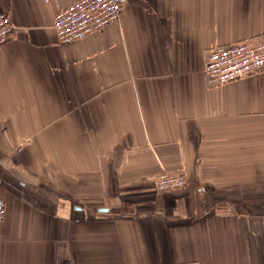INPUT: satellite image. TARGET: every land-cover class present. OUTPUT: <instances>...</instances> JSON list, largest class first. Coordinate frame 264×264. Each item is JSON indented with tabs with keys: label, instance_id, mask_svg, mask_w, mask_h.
<instances>
[{
	"label": "crops",
	"instance_id": "0c3cea01",
	"mask_svg": "<svg viewBox=\"0 0 264 264\" xmlns=\"http://www.w3.org/2000/svg\"><path fill=\"white\" fill-rule=\"evenodd\" d=\"M72 1L0 0V264H264V69L203 70L264 40V0H123L59 43Z\"/></svg>",
	"mask_w": 264,
	"mask_h": 264
},
{
	"label": "built area",
	"instance_id": "2783aa9c",
	"mask_svg": "<svg viewBox=\"0 0 264 264\" xmlns=\"http://www.w3.org/2000/svg\"><path fill=\"white\" fill-rule=\"evenodd\" d=\"M124 6L123 0H74L57 11L52 28L59 43H67L97 31L116 21ZM13 24L6 14H0V46L12 33ZM264 69V40H243L210 47L204 63L206 83L221 86L228 82L253 75ZM182 174L161 172L154 184L160 191H173L184 187ZM5 205L0 201V221L4 218Z\"/></svg>",
	"mask_w": 264,
	"mask_h": 264
}]
</instances>
